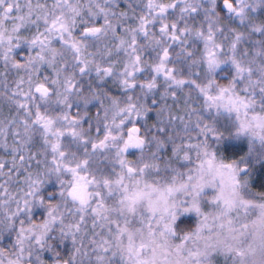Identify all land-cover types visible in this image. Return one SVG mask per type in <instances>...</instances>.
I'll return each mask as SVG.
<instances>
[{
    "label": "snow or ice",
    "instance_id": "6c2138e0",
    "mask_svg": "<svg viewBox=\"0 0 264 264\" xmlns=\"http://www.w3.org/2000/svg\"><path fill=\"white\" fill-rule=\"evenodd\" d=\"M0 264H264V0H0Z\"/></svg>",
    "mask_w": 264,
    "mask_h": 264
}]
</instances>
